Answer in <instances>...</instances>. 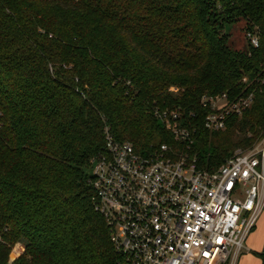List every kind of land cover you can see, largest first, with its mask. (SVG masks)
Returning <instances> with one entry per match:
<instances>
[{"label": "trees", "instance_id": "trees-1", "mask_svg": "<svg viewBox=\"0 0 264 264\" xmlns=\"http://www.w3.org/2000/svg\"><path fill=\"white\" fill-rule=\"evenodd\" d=\"M241 19L258 46L230 45ZM217 94L253 101L209 131L201 98ZM156 107L180 108L196 130L188 149ZM105 126L207 170L260 141L264 0H0V264H118L88 173Z\"/></svg>", "mask_w": 264, "mask_h": 264}, {"label": "built area", "instance_id": "built-area-1", "mask_svg": "<svg viewBox=\"0 0 264 264\" xmlns=\"http://www.w3.org/2000/svg\"><path fill=\"white\" fill-rule=\"evenodd\" d=\"M247 35L259 45L256 34ZM252 96H203L204 128L224 130L232 115L251 106ZM154 115L179 144L191 146L196 130L183 124L179 107H156ZM176 150L161 144L138 151L104 127V145L89 160V182L118 264H237L264 211V136L215 170Z\"/></svg>", "mask_w": 264, "mask_h": 264}, {"label": "rangeland", "instance_id": "rangeland-1", "mask_svg": "<svg viewBox=\"0 0 264 264\" xmlns=\"http://www.w3.org/2000/svg\"><path fill=\"white\" fill-rule=\"evenodd\" d=\"M227 32L230 35V45L239 50L246 48L249 42L248 32L246 31V23L243 19L239 20L235 25L229 27ZM89 173V169H88ZM264 244V211L262 212L257 225L250 233L246 245L252 249V251H243V255L239 258L237 264H260V257L256 255L259 252L257 248ZM23 244L16 243L9 254V261L14 260L22 251ZM264 251V248H263Z\"/></svg>", "mask_w": 264, "mask_h": 264}, {"label": "crops", "instance_id": "crops-1", "mask_svg": "<svg viewBox=\"0 0 264 264\" xmlns=\"http://www.w3.org/2000/svg\"><path fill=\"white\" fill-rule=\"evenodd\" d=\"M263 248H264V244L262 246H259V248H257V249L259 250V252H262ZM249 251H252V249L249 248ZM260 264H262V259H260Z\"/></svg>", "mask_w": 264, "mask_h": 264}]
</instances>
